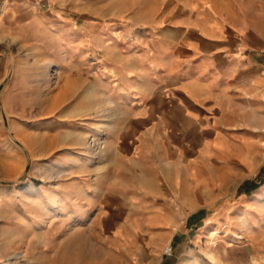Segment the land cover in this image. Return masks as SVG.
Segmentation results:
<instances>
[{"label": "rangeland", "instance_id": "obj_1", "mask_svg": "<svg viewBox=\"0 0 264 264\" xmlns=\"http://www.w3.org/2000/svg\"><path fill=\"white\" fill-rule=\"evenodd\" d=\"M31 1L0 0V264H221L224 257L260 254L264 243L256 249L248 237L216 228L230 219L217 215L226 205L231 213L246 206L240 194L229 195L238 182L229 179L228 163L220 169L226 172V197L211 194L209 201L215 217L162 244L158 228L132 206L96 192L94 206H83L79 215L43 210L31 199L43 187L64 184L72 191L79 182L99 187L123 177L130 190L156 189L163 204H172V180L181 172L176 162H192L198 179L219 170L206 169V163L218 167L219 161L202 152L205 142L198 148L196 122L172 101L175 81L148 93L143 88L169 76L166 55L153 70L137 69L143 42L128 29V20L143 1L165 8L169 0ZM69 22L87 28L81 40L73 34L61 39L49 30H68ZM158 26L168 31L172 25L168 19ZM130 28L143 32L142 26ZM182 42L167 54L185 51ZM172 140L183 153L170 152ZM260 156L263 160L264 139ZM252 173L258 189L247 199V215L254 219L264 210V197L257 196L264 189V168Z\"/></svg>", "mask_w": 264, "mask_h": 264}, {"label": "crops", "instance_id": "obj_2", "mask_svg": "<svg viewBox=\"0 0 264 264\" xmlns=\"http://www.w3.org/2000/svg\"><path fill=\"white\" fill-rule=\"evenodd\" d=\"M165 8L155 2L146 4L143 1L127 23L128 29L137 35V40L143 42L138 53L137 69L146 72L153 70L158 65L156 61L163 62L159 58L166 55L164 66L171 72L169 76H164L163 81L153 83L152 88H146V84L143 88L148 93L157 84L175 81L170 86L172 101L180 106L186 118L196 122L201 137L198 148L205 142L202 152H212L219 161L218 167L206 163V169L219 170L214 171L211 178L207 171L206 175H199L198 179L195 178L197 175L192 162H176L181 172L179 177L172 180L175 192L170 199L176 206L167 201L163 204L156 189L153 194L146 187L138 186L130 190L128 182L121 177L117 181L101 182L99 187H93L94 183H89L90 187L87 184L82 187V182H79V186L72 191L65 188L64 184L59 188L43 187L34 196L31 194V199H37L41 209H54L59 213L69 210L79 215L83 206L90 209L94 206L93 195L96 192L105 196V199L132 206L144 222L158 228L159 243L162 244L166 240L173 241L180 233L187 234L194 226L204 222L205 218L209 223L215 217L209 208V201L226 197V172L220 169H224L227 163L233 168L229 179L238 182L229 195L240 194V201L246 206L250 205L247 199L258 189L252 172L264 168V159L261 160L260 156L263 154L264 139V0H169ZM168 19L172 25L170 30H159L158 25ZM68 24L73 27L68 30H49L61 39L73 34L81 40L86 35L87 28H82L76 22ZM76 24L79 28H76ZM131 26H142L143 32L136 33ZM183 40L185 51L167 54L168 49L173 50L178 41ZM146 58L153 63L143 64ZM142 81V84L145 83ZM157 131L162 136L159 128ZM158 151L162 154L160 146ZM174 151L183 153L172 140L170 152ZM138 153L142 155V152ZM238 168L245 172H240ZM246 180L250 182L242 189ZM115 184L121 186L118 191L109 186ZM138 185L145 186L144 183ZM85 194L88 197L83 198ZM211 194H215L213 198ZM257 196L264 197V189ZM246 206L241 209L238 207L235 213H231V204L226 205L217 215L230 219H221L222 224L216 228L222 231L225 227L248 237L250 241L256 242L257 249L259 243H264V210L258 211L252 219L247 215L249 207ZM213 231L207 232L211 234ZM261 247V255L254 253L245 259L239 256L224 257L221 264H264V245H259ZM230 249L231 246L225 247L227 251Z\"/></svg>", "mask_w": 264, "mask_h": 264}]
</instances>
